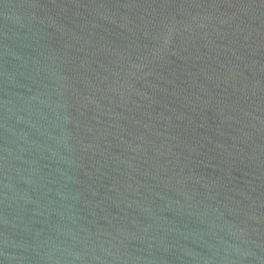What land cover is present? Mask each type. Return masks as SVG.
<instances>
[{
    "label": "water",
    "instance_id": "water-1",
    "mask_svg": "<svg viewBox=\"0 0 264 264\" xmlns=\"http://www.w3.org/2000/svg\"><path fill=\"white\" fill-rule=\"evenodd\" d=\"M0 264H264V0H0Z\"/></svg>",
    "mask_w": 264,
    "mask_h": 264
}]
</instances>
